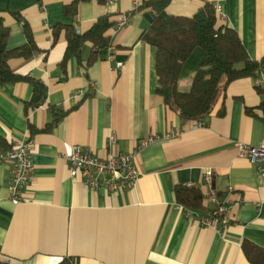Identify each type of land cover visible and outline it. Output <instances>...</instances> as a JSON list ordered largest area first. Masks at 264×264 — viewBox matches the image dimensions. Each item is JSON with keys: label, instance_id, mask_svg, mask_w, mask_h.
<instances>
[{"label": "crops", "instance_id": "obj_1", "mask_svg": "<svg viewBox=\"0 0 264 264\" xmlns=\"http://www.w3.org/2000/svg\"><path fill=\"white\" fill-rule=\"evenodd\" d=\"M71 1L0 0L7 48L27 42L24 24L38 48L29 58L10 59V68L46 86L42 103L26 112L32 85L0 83V137L10 144L31 140L34 166L23 201L15 204L10 166L0 161V262L56 264L74 256L78 264H250L240 245L248 240L264 248V177L238 155V144L257 145L264 138L261 113L245 111L264 100L256 90L264 88V67L255 77L231 81L202 120L183 119L156 92V51L140 39L150 24L143 15L149 9L127 14L144 0L80 1L74 17L64 13ZM205 2L220 4L222 22L236 31L251 59L264 57V0H171L167 12L191 16ZM108 13L127 16L125 25L109 31L112 60L87 66L92 45L86 43L81 62L71 57L62 68L66 41L60 34L53 43L52 25H73L83 33ZM205 55L200 47L191 52L178 91L190 90ZM115 61L123 67L111 69ZM52 107L67 113L48 127ZM220 107L223 115L217 114ZM173 130L179 133L136 149L141 139ZM73 145L99 158L133 152L141 175L119 191L91 188L80 174H69L65 156ZM207 169L212 176L204 184ZM188 183L201 193L203 209L177 203L175 187ZM210 192L216 200L207 197ZM219 202L228 225H201L199 217Z\"/></svg>", "mask_w": 264, "mask_h": 264}, {"label": "trees", "instance_id": "obj_2", "mask_svg": "<svg viewBox=\"0 0 264 264\" xmlns=\"http://www.w3.org/2000/svg\"><path fill=\"white\" fill-rule=\"evenodd\" d=\"M86 0H72L64 6V13L74 17L78 11V3ZM105 4L108 0H97ZM171 0H144L127 14L151 10L152 21L140 35V39L152 45L156 51L155 71L157 75L156 92L163 97L166 106L181 118L190 121L202 120L211 114L225 93L228 84L238 78L255 77L264 67V57L251 59L235 30L227 27L214 4L205 2L191 16L172 15L167 12ZM118 14L108 13L99 16L91 27L78 33L73 25L56 23L52 25L53 43L63 34L66 41L65 52L60 61L63 68L69 58L74 57L81 62L82 49L86 43L92 45L87 66L98 59L107 57L110 47L109 31L116 23ZM27 42L15 49L7 48L9 30L0 17V83L25 81L32 85V97L25 104V111L34 108L43 101L45 84L32 77L16 74L9 66L12 58H29L38 52L31 30L23 26ZM202 48L206 55L193 76L190 90L180 92L177 82L183 63L196 48ZM243 63L242 68L237 64ZM259 94L264 88L256 86ZM247 114L258 115L264 121V100L257 108H245ZM53 119L51 127L63 117L67 110L52 107ZM217 114L223 115L220 107ZM11 144L0 137V149L8 151ZM178 204L191 208L203 209V199L199 190L178 185L175 187ZM241 252L250 264H264V248L248 240H242ZM0 264H6L0 262ZM56 264H78V258L68 256Z\"/></svg>", "mask_w": 264, "mask_h": 264}, {"label": "built area", "instance_id": "obj_3", "mask_svg": "<svg viewBox=\"0 0 264 264\" xmlns=\"http://www.w3.org/2000/svg\"><path fill=\"white\" fill-rule=\"evenodd\" d=\"M218 15L220 14V4H214ZM220 16V15H219ZM221 18V17H220ZM127 16L119 14L115 27L119 28L126 24ZM112 49L109 47L107 59L112 60ZM123 67V62L115 61L111 69L117 70ZM179 131L173 130L169 133L157 136H149L141 139L136 149L139 150L149 145L153 141L161 138H168L172 134L177 135ZM114 142V135L111 134L107 146ZM238 155L246 157L250 164L255 166L259 174L264 177V138L257 145L238 144ZM134 153L117 154L109 152L105 158L95 156L90 150L73 145L69 153L65 156L68 163L69 174L75 177L80 174L84 183L91 188L104 187L109 191H119L124 187L133 186L141 173L133 163ZM0 161L8 162L11 169L9 180V196L13 203L17 204L23 201L24 190L29 183L33 172L32 160V141L25 140L19 143H12L8 151L0 150ZM212 176V170L207 169L203 173L202 182L209 184ZM188 188L196 187L193 183L186 185ZM211 200H216L213 192L207 196ZM201 225L209 226L215 229L226 227L229 223L226 207L219 202L217 206L206 215L200 216Z\"/></svg>", "mask_w": 264, "mask_h": 264}, {"label": "water", "instance_id": "obj_4", "mask_svg": "<svg viewBox=\"0 0 264 264\" xmlns=\"http://www.w3.org/2000/svg\"><path fill=\"white\" fill-rule=\"evenodd\" d=\"M143 15H144V17H146V19H147L149 22L152 21L153 16H154V14H153V12H152L151 10L146 11Z\"/></svg>", "mask_w": 264, "mask_h": 264}]
</instances>
